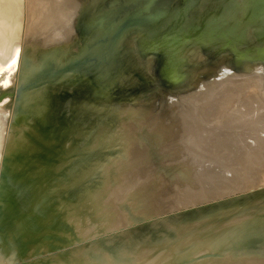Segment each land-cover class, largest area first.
I'll return each mask as SVG.
<instances>
[{"label":"rangeland","instance_id":"rangeland-1","mask_svg":"<svg viewBox=\"0 0 264 264\" xmlns=\"http://www.w3.org/2000/svg\"><path fill=\"white\" fill-rule=\"evenodd\" d=\"M107 1H14L21 36L16 37L13 62L0 68V90L23 80L43 52L61 46L62 57L76 53L80 49L76 45L83 42L78 27L82 23L91 28L89 19L97 10L103 8L107 17H121L144 3ZM182 1L160 0L167 7ZM200 1L185 21L219 16L233 23L240 10H234L229 19L220 10L229 3L242 2ZM85 8L89 10L83 15ZM38 14L43 15L39 18ZM258 18L264 23V14ZM253 31H249L247 44L258 42ZM135 39L127 36L121 44L133 68L123 83L132 89L125 94L131 102L122 108L113 105L112 99H93V91L82 81L46 86L31 95L32 100L25 105L27 113L43 120L47 102L46 118L56 112L60 121H69L67 127L56 130L55 144L40 146L49 152L40 155V160L26 153L32 137L30 114L16 122L10 98L0 104L7 120L0 135V154L10 145L18 148L1 182L0 264L26 258V264H232L166 221L176 219V213H180V222L216 210V205L230 208L228 196L243 194L249 188V167L239 145L233 144L222 128L196 122L191 105H196V100L206 101L212 111L222 114V90L229 88V94H239L231 74L250 76L253 65L261 62L248 61L238 67L229 53L217 56L214 51L188 49L186 55L193 66L190 79L174 88L162 84L150 58L133 54ZM29 58V66L23 69ZM84 111L98 114L75 120V115ZM185 113L191 114L188 119L194 126L190 123L183 130L179 122L173 123ZM158 116L160 123H151L150 119ZM191 126H197L196 131ZM144 132L156 140L150 153L143 144ZM51 158L60 168L46 172L41 165ZM38 161L44 164L38 165Z\"/></svg>","mask_w":264,"mask_h":264},{"label":"water","instance_id":"water-1","mask_svg":"<svg viewBox=\"0 0 264 264\" xmlns=\"http://www.w3.org/2000/svg\"><path fill=\"white\" fill-rule=\"evenodd\" d=\"M143 2L121 17L101 15L91 28L80 23L78 34L83 42L80 40L82 43L76 45L80 49L63 57L61 46H56L53 52H43L25 80L17 82L12 88L0 90V103L10 98V109L16 122L30 114L28 121L32 137L26 153L40 160L39 156L46 154L40 146L55 144L56 130L60 126L67 127L69 121H60L61 117L56 112L46 118L47 102L42 111L43 120L40 121L36 114L27 113L25 105L32 100L31 95L46 86L82 81L91 88L95 97L105 102L112 99L111 103L121 108L123 104H129L131 101L125 94L131 93L132 89H127L123 83H126L133 68L121 46L127 36L136 38L133 54L142 59L150 58L156 65L158 79L174 88L186 85L190 79L193 66L186 55L188 49L214 51L215 55L229 53L238 67L248 61L261 62L253 65L250 76L231 74L239 94H229V88L222 90V114L212 111L206 101L196 100V105H191L192 116L196 120L222 128L225 135L239 145L249 166V188L243 194L228 196L232 201L230 208L216 205V210L210 209L205 215L180 222V213H176V219L166 222L232 264H264V44H247L250 42L249 31L254 28L259 29L256 30L258 39L264 40V28L260 30L264 23L257 21L264 14V8L252 10L235 23L218 16L189 23L185 17L199 7L200 0H183L173 7L165 6L160 0ZM88 10L85 8L83 15ZM97 11L103 12V8ZM249 28L252 29L248 31ZM30 60L24 62L23 69L29 66ZM97 114L84 111L75 115V120ZM141 136L146 151L150 153L156 143L153 134L144 132ZM15 147L10 145L6 149L4 146L0 161V190L2 179L9 169V160L18 152ZM46 155H49L48 151ZM46 157L45 160L49 158ZM48 161L46 165H41L46 172L60 168L55 159ZM28 260L9 264H26Z\"/></svg>","mask_w":264,"mask_h":264},{"label":"bare ground","instance_id":"bare-ground-1","mask_svg":"<svg viewBox=\"0 0 264 264\" xmlns=\"http://www.w3.org/2000/svg\"><path fill=\"white\" fill-rule=\"evenodd\" d=\"M14 1H17V0H0V68H2V67H5V63L7 62V63H9V62H13V60H14V58L16 57V53H15V47L17 46V44L15 43L16 42V37H18V35H19V32H17V30H19V29H21V24H19L18 23V21L16 20L17 18H18V11H19V9L17 8V5L15 4V2ZM20 1V0H19ZM27 1V0H26ZM32 1V0H31ZM46 2H47V0H45ZM49 1V0H48ZM51 1V0H50ZM240 1V0H239ZM28 3V2H27ZM52 3V2H51ZM50 3V4H51ZM58 3H59V1H58ZM106 4V3H105ZM39 5V4H38ZM23 7V6H22ZM39 7V6H38ZM37 7V8H38ZM173 7V6H172ZM27 8V7H26ZM25 8V9H26ZM40 8H41V6H40ZM53 8V7H52ZM55 8H56V5H55ZM264 8V0H242V2H238V3H234V2H232V3H229L225 8H223V9H221L220 11H221V14L223 15V16H227L228 17V19L230 18V17H232L233 16V12H234V10H240V12H237V14L234 16V20H232V18H231V20L233 21V23H235V22H239V21H241L242 19H243V16L245 15H248L252 10H254V11H257L258 9L259 10H261V9H263ZM53 10V9H52ZM134 10V9H133ZM26 11H28V10H26ZM103 11H104V9H103ZM132 11V10H131ZM131 11H128V12H131ZM242 11V12H241ZM39 12V11H38ZM216 12V11H215ZM28 13V12H27ZM45 13V12H44ZM104 12H98L95 16H94V18L92 19V17L89 19V18H87V20L89 19V21H90V24L91 25H94V21L96 20V19H98L99 18V15H101V14H103ZM176 13V12H175ZM217 13H218V11H217ZM70 14H71V12H70ZM26 15V14H25ZM39 15V16H38ZM37 16L39 17V18H41L42 16L41 15H43V14H38ZM189 15H190V13H189ZM28 16V15H27ZM69 16V15H68ZM73 16V15H72ZM198 16V15H197ZM74 17V16H73ZM191 17V16H190ZM219 17V16H218ZM187 18V17H186ZM209 18V17H208ZM259 19V18H258ZM206 20V19H205ZM201 21H203V20H201ZM200 21V22H201ZM24 22V21H23ZM231 22V21H230ZM22 23V22H21ZM60 23V22H59ZM199 23V22H198ZM25 26V25H24ZM264 28V25H262L261 27H260V30H262ZM256 30H259V29H256V28H254V31H253V35H254V37H255V41L257 40L259 43H261V44H264V40H259L258 39V37H257V35H256ZM251 33V32H250ZM139 34V33H138ZM252 34V33H251ZM26 35V34H25ZM19 36H21V35H19ZM249 37V36H248ZM252 36H250V38H251ZM28 39V38H27ZM252 39V38H251ZM27 42H28V40H27ZM26 42V44H28ZM253 42V41H252ZM258 42H255V43H258ZM30 44H31V40H30ZM30 44H28V45H30ZM27 45V46H28ZM31 46V45H30ZM29 47V46H28ZM33 47V46H32ZM31 48V47H30ZM19 49V48H18ZM200 49V48H199ZM18 53V52H17ZM217 56H219V55H217ZM217 81V80H216ZM219 82V81H218ZM6 89H8V88H6ZM52 91V90H51ZM53 92V91H52ZM56 93V92H55ZM54 95H56V94H54ZM91 96H93L92 98L93 99H96V100H98L100 97H95L94 95H93V93L91 94ZM6 100V99H5ZM4 100V101H5ZM1 104V103H0ZM174 103H172V105H173ZM57 106V105H56ZM62 106V105H61ZM178 107V106H177ZM181 109V108H180ZM179 109V110H180ZM161 110V109H160ZM186 111V110H185ZM161 112H163V111H161ZM176 112V111H175ZM180 113H182V111H179ZM0 113H1V116H0V129H1V131H0V135H2L3 134V132H4V126L6 125V112H1L0 111ZM176 113H178V110H177V112ZM159 114V113H158ZM173 114H174V112H173ZM179 114V113H178ZM177 114V115H178ZM8 115V114H7ZM156 115V114H155ZM160 115V114H159ZM172 115V114H171ZM190 115L191 114H189V113H185L184 115H183V117H182V115L180 116V117H178L176 120L175 119H173V120H175V123H173V124H177L178 122L180 123L179 124V127L181 126V128L183 129V130H186L187 128H189V125H190V123H192L191 121H189V119L188 118H190ZM157 116V115H156ZM173 116V115H172ZM160 117H161V115H160ZM176 117V116H175ZM193 117V116H192ZM153 118V117H152ZM165 118H166V116H165ZM168 118V117H167ZM154 119V118H153ZM160 118H159V116H158V118L155 120H151L150 119V121H152L151 123H160V122H158V120H159ZM172 120V122H174ZM198 120H196V122H197ZM195 122V121H194ZM149 123V122H148ZM150 123V124H151ZM199 123V122H198ZM194 123H192V125H193ZM197 124V123H196ZM151 125H153V124H151ZM155 125V124H154ZM171 125V124H170ZM194 126V125H193ZM197 126H198V124H197ZM197 126H195V127H197ZM199 126H201V122H200V125ZM199 126H198V128H199ZM202 126H203V124H202ZM186 129H185V128ZM192 127V126H191ZM195 127L192 129L193 131H196V129H195ZM199 129H201V127L199 128ZM190 130V129H189ZM189 130H188V132H189ZM217 130V129H216ZM25 131V130H24ZM218 131H220V130H218ZM28 132V131H27ZM187 132V131H186ZM185 132V134H187ZM181 133V132H180ZM22 134H24L23 132H22ZM183 134V133H182ZM184 134V135H185ZM189 135V134H188ZM187 135V136H188ZM226 136V135H225ZM27 137V136H26ZM2 138V137H1ZM0 138V146L2 145L1 143H2V139ZM183 139V138H182ZM224 139V138H223ZM23 140H25L24 138H23ZM184 141V140H183ZM8 142H9V140H8ZM23 142V141H22ZM24 143V142H23ZM187 143V142H186ZM26 144V143H25ZM211 144V143H210ZM213 144V143H212ZM216 144V143H215ZM233 144H235V143H233ZM214 145V144H213ZM212 145V146H213ZM218 145V144H217ZM209 147V146H208ZM216 148H218V146L216 147ZM216 148H214V149H216ZM223 149H224V147H222ZM240 148V147H239ZM187 149V148H186ZM213 149V148H212ZM220 149V148H219ZM219 151H221V150H219ZM224 151V150H223ZM229 151V150H228ZM227 151V152H228ZM215 152H217V151H215ZM225 152V151H224ZM219 153V152H218ZM224 154V153H223ZM226 154V153H225ZM206 155V154H205ZM220 155V154H219ZM218 155V156H219ZM228 156V155H227ZM231 156V155H230ZM1 157H2V153L0 154V161H1ZM225 157V156H224ZM234 157V156H233ZM228 158H229V156H228ZM226 159H227V157H226ZM231 159V158H230ZM235 159V158H234ZM244 159V158H243ZM238 166V165H237ZM240 167V166H239ZM238 167V168H239ZM249 167V166H248Z\"/></svg>","mask_w":264,"mask_h":264},{"label":"flooded vegetation","instance_id":"flooded-vegetation-1","mask_svg":"<svg viewBox=\"0 0 264 264\" xmlns=\"http://www.w3.org/2000/svg\"><path fill=\"white\" fill-rule=\"evenodd\" d=\"M1 112H5V108H4L3 111H1Z\"/></svg>","mask_w":264,"mask_h":264}]
</instances>
